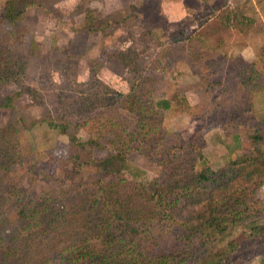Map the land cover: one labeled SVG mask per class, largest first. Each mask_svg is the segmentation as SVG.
<instances>
[{
    "label": "rangeland",
    "instance_id": "1",
    "mask_svg": "<svg viewBox=\"0 0 264 264\" xmlns=\"http://www.w3.org/2000/svg\"><path fill=\"white\" fill-rule=\"evenodd\" d=\"M5 1L0 0V15ZM34 2L38 5L24 9L13 25L0 16V55L11 59L0 101L19 94L8 107H0V255L15 238L18 210L53 191L49 174L58 158L68 155L73 135L85 140L91 122L114 121L117 126L138 119L121 104L130 83L147 92L144 99H164L169 105L161 112L162 135L155 145L129 152L122 164L113 163L130 182L172 184L181 181L190 165L194 171L207 167L216 172L250 156V136L264 122V91L248 93L239 78L256 72V82L264 79V0ZM87 11L93 12L94 24L108 22L102 31H84ZM240 16L246 19L243 26ZM249 96L251 109L237 114ZM50 122L63 124L64 133L48 127ZM116 132L117 127L101 136L92 132L101 147L96 157L110 152ZM189 139L201 161L190 149L166 158L165 148L174 151L177 141ZM254 161L251 180L264 177V172L255 174L262 165ZM83 170L69 200L84 198L95 179L91 167ZM244 178L238 177V183ZM244 190L247 196L248 186ZM253 197L264 203V184L254 188ZM260 226L264 208L220 237L217 247L230 240L242 244ZM157 231L161 247H179L173 233ZM46 245L43 239L36 248ZM240 253L246 264H264V236L251 239ZM5 264H16V258Z\"/></svg>",
    "mask_w": 264,
    "mask_h": 264
},
{
    "label": "trees",
    "instance_id": "2",
    "mask_svg": "<svg viewBox=\"0 0 264 264\" xmlns=\"http://www.w3.org/2000/svg\"><path fill=\"white\" fill-rule=\"evenodd\" d=\"M35 5L38 4L34 0H6L0 16L13 25L24 9ZM92 13L86 12L83 27L86 33L102 31L108 24L105 20L94 24ZM245 21L241 16L238 18L240 26ZM10 60L8 55H0V86L6 82L4 77ZM255 74L252 72L239 78L240 85L250 94L264 91V79L256 82ZM146 94L130 83L129 93L122 97V107L135 114L136 121L120 122L117 126L114 121L106 120L88 124L92 132L100 136L107 129L117 127L110 143L112 149L104 157L94 155L96 148L101 147L97 143L98 136L91 135L92 132L83 141L76 135L68 140V155L58 158L56 167L49 174L55 181L53 191L31 206H22L18 210L19 224L15 238L11 240L13 247L10 245L3 250L0 264L12 258H16V264H246L240 249L251 239L264 236V226L242 244L230 240L225 246L217 247V243L242 219L263 211L264 203L253 194L256 186L264 184V177L251 180L250 168L257 160L262 170L255 174L264 172V122L261 127L256 125L250 136V156L230 166L212 172L207 167L194 171L190 165L180 183L167 184L157 179L146 183L130 182L121 171L112 168L113 163L122 164L129 152L154 146L162 135L161 112L169 109L168 101L151 102L143 98ZM16 96H19L17 92L5 96L0 107H8ZM250 96L237 114L251 109ZM48 127L59 128L62 134L65 129L63 124L51 122ZM192 141H177L172 148L174 151L167 147L164 155L173 157L181 150L190 149L196 151L198 161H201V154ZM87 167L95 172L87 195L78 201L69 200L68 194L74 196L77 191L73 189H79L80 184H75L77 177ZM244 176L247 178L239 184L238 177ZM246 186L247 202L243 201L247 197L243 196ZM240 193L243 199L238 198ZM193 212L196 217L191 216ZM160 228L173 233L172 240L179 247H161L157 236ZM43 239L47 245L38 250V242Z\"/></svg>",
    "mask_w": 264,
    "mask_h": 264
},
{
    "label": "crops",
    "instance_id": "3",
    "mask_svg": "<svg viewBox=\"0 0 264 264\" xmlns=\"http://www.w3.org/2000/svg\"><path fill=\"white\" fill-rule=\"evenodd\" d=\"M250 48V47H247V49ZM242 55V54H241ZM242 59V58H241Z\"/></svg>",
    "mask_w": 264,
    "mask_h": 264
}]
</instances>
